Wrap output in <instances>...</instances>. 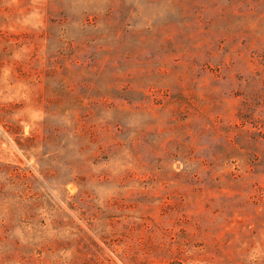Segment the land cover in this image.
<instances>
[{
    "label": "rangeland",
    "instance_id": "1",
    "mask_svg": "<svg viewBox=\"0 0 264 264\" xmlns=\"http://www.w3.org/2000/svg\"><path fill=\"white\" fill-rule=\"evenodd\" d=\"M0 264H264V0H0Z\"/></svg>",
    "mask_w": 264,
    "mask_h": 264
}]
</instances>
